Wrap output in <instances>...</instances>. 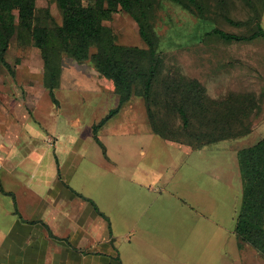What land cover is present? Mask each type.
I'll use <instances>...</instances> for the list:
<instances>
[{
  "label": "crops",
  "instance_id": "1",
  "mask_svg": "<svg viewBox=\"0 0 264 264\" xmlns=\"http://www.w3.org/2000/svg\"><path fill=\"white\" fill-rule=\"evenodd\" d=\"M10 81L0 71V138L9 141H0L5 153L0 155V264H210L208 242L194 236L195 226L185 217L162 218L163 209L154 201L165 191L180 200L175 207L183 213L188 207L208 218L199 225L209 228L211 223L218 230L220 208L194 210L182 195H190L197 172L215 178L214 189L220 180L224 186L225 161L211 158L192 168L189 155L191 169L183 178L177 172L182 159L171 156L177 161L163 170L156 152L165 145L192 154L225 139L199 148L166 140L152 131L143 100L134 97L120 106L118 117L110 116L94 131L96 122L74 111L40 114L35 103L45 86L37 94H21L14 84L4 92ZM48 94L61 105V99ZM257 103L253 116L264 107V87ZM237 166L236 214L242 202L238 159ZM202 194L216 197L208 185Z\"/></svg>",
  "mask_w": 264,
  "mask_h": 264
},
{
  "label": "rangeland",
  "instance_id": "2",
  "mask_svg": "<svg viewBox=\"0 0 264 264\" xmlns=\"http://www.w3.org/2000/svg\"><path fill=\"white\" fill-rule=\"evenodd\" d=\"M35 1L38 7V21L41 24L52 27L61 22V12L55 0ZM201 1L205 7L203 16H199L193 8H186L173 0H147L149 34L155 42L156 50L163 57L160 78L171 71L177 76L197 79L211 98L223 97L230 91L243 90L253 91L254 96L258 97L261 87H264L261 85L264 79V38L257 37L251 41L229 40L214 29L247 35L254 32L259 24L264 30V0ZM104 23L112 28L119 44L147 47L139 36L137 22L128 13L119 10ZM5 59L10 64V69L0 63V71L3 76L7 75L11 79L12 85L4 84V92L7 86L12 87L13 84L21 94L26 90L33 94L42 91L44 68L36 47L20 46L14 34L5 52ZM60 61L61 68L53 93L61 99V105H55L47 89L35 103L40 114L44 115L48 110L57 109L74 111L98 123L118 105L119 97L112 80L100 74L91 60L77 61L62 56ZM134 99L138 101L141 98L134 96ZM121 109L122 107L113 114L114 117L120 115ZM42 119L46 123L45 116ZM169 123L175 128L173 116L170 117ZM262 136L264 107L261 114L252 117L250 130L240 137L222 140L192 154L180 153L165 145L156 152V155L162 158L163 170L166 166L171 169L177 159H182L183 168L177 172L183 178L191 169L189 155L192 156V168L212 162L211 158H218L219 162L225 161L224 186L220 180L218 189H214L216 179L197 172L192 176L195 186H192L190 195H182L183 200L194 205V210L201 211L202 206L209 209L220 208L223 217L219 220L218 230L214 231L211 223L209 228L199 225L208 218H202L188 207L187 213H183L180 207H175L180 200L175 198L176 202L165 191L154 201L156 207L161 206L163 209L162 218L180 220L185 217V221L195 226L194 236L200 235L204 243L208 242L210 264H264V255L256 248L247 243L238 246L233 231L241 192L236 149L249 146ZM0 141L9 142L4 137L0 138ZM97 147L99 148L98 145ZM0 155L4 156L5 153L0 152ZM173 155H176L177 159L171 158ZM206 185L214 190L216 197L203 194L201 196V190ZM198 225L199 227H196ZM214 254L219 256V260H214Z\"/></svg>",
  "mask_w": 264,
  "mask_h": 264
},
{
  "label": "trees",
  "instance_id": "3",
  "mask_svg": "<svg viewBox=\"0 0 264 264\" xmlns=\"http://www.w3.org/2000/svg\"><path fill=\"white\" fill-rule=\"evenodd\" d=\"M55 1L61 12V22L50 27L38 21L35 0H0V63L10 69L5 52L14 34L20 46L36 47L43 61L44 86L54 99L61 57L91 60L100 74L112 80L119 97L118 105L93 125L94 131L134 96L143 100L154 133L193 148L235 138L250 130L252 112L258 105L253 92L230 91L223 97L211 98L197 79L177 76L171 71L160 78L163 57L149 34L147 0ZM173 1L193 8L199 16L204 15L201 0ZM119 10L137 22L139 36L147 47L116 41L114 31L104 21ZM214 30L223 38L235 41L264 38L259 24L247 35ZM172 116L175 128L169 123ZM237 157L242 202L234 232L239 246L250 244L264 255V136L239 149Z\"/></svg>",
  "mask_w": 264,
  "mask_h": 264
}]
</instances>
